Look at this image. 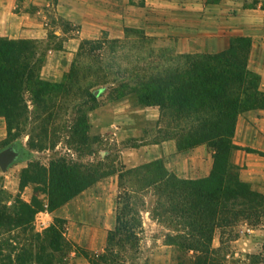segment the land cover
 <instances>
[{"label": "trees", "instance_id": "16d2710c", "mask_svg": "<svg viewBox=\"0 0 264 264\" xmlns=\"http://www.w3.org/2000/svg\"><path fill=\"white\" fill-rule=\"evenodd\" d=\"M153 41L154 37L144 29L133 27L125 28L123 38L103 36L82 40L63 80L50 82L40 78L44 55L36 56V40L0 38V115L5 117L10 131L13 118H20L25 112L24 92L28 86L38 85L42 94L48 90L55 92L61 87L69 88L70 83L66 80L76 75L85 58L94 57L100 62L108 57L113 62L122 56H135L134 63L130 61L127 66L115 70L111 84L121 90L122 97L128 91L146 104L171 109L176 114L173 137L179 148L206 143L213 150V169L209 176L197 180L179 178L160 162L118 169L117 222L108 233L105 247L98 252L75 247L91 264H134L142 252L143 232L141 212L134 205L135 193L151 186L160 200L157 203L161 209L178 226L166 234L165 241L175 250L174 263L226 264L224 236L228 231L241 220L255 225L264 217V194L242 181L238 167L230 161V152L235 146L232 138L237 115L250 108H264L259 99L252 97L246 82V76L251 74L247 62L252 39L237 36L221 52L183 53L161 58L156 64L150 58ZM127 47L132 50L126 52ZM140 52H146L148 57L139 59ZM258 93L262 94V91ZM91 95L95 97L94 92ZM67 173V170L53 169L41 184L48 186L47 190H53L57 185L64 192L74 186ZM110 173L89 172L88 177L93 181L88 186ZM133 175L144 176L147 180L144 188L129 182L127 177ZM80 191L77 188L68 195L56 194L57 199H51L48 206L36 196L31 202L21 201L14 211L7 210L4 205L0 207V224L25 226L39 211L52 210ZM44 230L56 237L63 236L62 230L60 235L56 233L59 232L57 224ZM217 232L218 247L213 245ZM59 247L55 238L47 237L37 251L48 258H39V264H51Z\"/></svg>", "mask_w": 264, "mask_h": 264}, {"label": "crops", "instance_id": "0c3cea01", "mask_svg": "<svg viewBox=\"0 0 264 264\" xmlns=\"http://www.w3.org/2000/svg\"><path fill=\"white\" fill-rule=\"evenodd\" d=\"M161 7L166 9L161 11ZM205 9L203 0H145L144 5L135 0H0V38L44 44L39 74L50 82L63 80L82 40L123 38L126 27L143 28L150 35H169L179 52L192 54L221 52L230 44L232 31L239 29L252 37L250 59L264 63L257 56L264 47V9L242 7L236 16L212 21L220 29L217 33L207 28L211 22L204 19ZM190 16L203 19L197 23L183 20ZM256 16L259 20L253 21ZM257 68L264 90V66ZM91 116L102 133H111L112 140L123 143L119 158L126 169L160 162L169 173L189 180L205 178L212 172L213 150L206 143L179 148L175 137L160 136L161 109L157 105H136L132 97L124 96L100 104L91 110ZM146 123L156 128L150 136H146ZM7 134V125L0 117V142ZM232 139L235 146L230 161L238 167L239 178L264 194V108L241 111ZM119 175L120 170L113 171L54 209L39 211L38 230L60 220L64 223L63 236L75 245L93 252L102 250L117 222ZM143 213L145 228L153 232L156 220L149 211ZM172 252V245L158 239L147 264H174ZM69 264L91 262L73 252Z\"/></svg>", "mask_w": 264, "mask_h": 264}, {"label": "rangeland", "instance_id": "374dc122", "mask_svg": "<svg viewBox=\"0 0 264 264\" xmlns=\"http://www.w3.org/2000/svg\"><path fill=\"white\" fill-rule=\"evenodd\" d=\"M144 2L145 0H135V3L142 5ZM203 2L206 7L204 19L211 22L207 24V28L214 33L219 32L220 29L212 21L220 17L223 19L236 16L242 7L264 9V0H203ZM165 9L161 7V11ZM220 13H223V16ZM259 18L254 17L253 21H258ZM202 19L201 16H190L183 20L197 23ZM150 36L154 37L151 43L153 53L150 58L154 59L155 64L161 58L177 57L176 55L183 54L179 52L175 40L169 35ZM237 36H248L252 39L250 35L236 29L230 34V42ZM35 50L36 56L41 58L46 48L44 44L37 43ZM131 50L128 47L125 48L126 52ZM251 51L252 44L247 62V68L251 74L246 76V82L248 89L253 93L252 97L259 99L260 105H264L261 72L257 68L264 66V63L262 61L258 63L256 59L251 60ZM138 55L142 60L147 53L140 52ZM259 55L260 60H263L264 47L258 52L257 56ZM130 61L134 63L135 56H122L121 59H115L113 62L108 57L100 62L94 57H88L82 61L76 75L66 80L70 83L69 88L61 87L55 92L49 93L48 90L42 94L41 90L38 91L40 89L38 85L27 87L29 89L24 92L25 112L20 118H13L10 131L7 130V137L0 142V149L13 145L19 151L18 159L0 174V207L5 205L7 210L14 211L18 209L21 201L31 202L34 196L48 206L51 199L54 201L57 199L56 194L58 196L62 193L68 195L77 188L82 190L87 187L93 181L88 177L89 172L104 175L122 167L119 155L123 143L112 140L111 133L104 134L100 131L96 125V119L91 116V110L102 103L122 97L121 90H116V85L111 84L110 81L115 77V70L119 66H127ZM258 91H262V94ZM93 92L95 97L91 95ZM125 94V96L132 97L136 105H146V102L140 101L128 91ZM160 109V123L162 124L160 130L163 131L160 136H174L176 114L171 109ZM0 117L6 123L5 117L3 115ZM146 124V136L155 133L154 124ZM53 169L67 170L69 172L67 174L73 179L71 182L74 186L65 189L64 192L57 185L53 190H47L48 186L41 183L49 178V173ZM127 179L143 188L147 181L143 175L128 176ZM135 196L136 210L149 211L148 215L157 223L153 232L146 229L143 224L140 242L142 252L140 258L133 261L134 264H147L149 254L158 243V239L165 242L166 234L178 226L161 209V205L157 203L160 200L151 186L141 189L135 193ZM143 212L140 214L142 221ZM36 217L37 214L31 223L20 227L0 224V264H39L41 262L39 258H48L43 252L38 253L37 251L40 245L47 241V237L55 238L60 243L59 250L54 252L51 264H69L73 252L81 255L75 244L65 236L56 237L45 230H38ZM258 222L250 225L241 220L232 228V231H228L224 236L226 264H264V217ZM56 224L59 231L56 233L60 235L64 223L58 220ZM35 245L39 247L36 249ZM213 245L216 247L220 245L219 232L214 238ZM174 251L173 248L172 258L175 256Z\"/></svg>", "mask_w": 264, "mask_h": 264}, {"label": "water", "instance_id": "95a60500", "mask_svg": "<svg viewBox=\"0 0 264 264\" xmlns=\"http://www.w3.org/2000/svg\"><path fill=\"white\" fill-rule=\"evenodd\" d=\"M19 157V151L13 146L8 145L3 149H0V168L2 170L7 169V167L14 162Z\"/></svg>", "mask_w": 264, "mask_h": 264}]
</instances>
